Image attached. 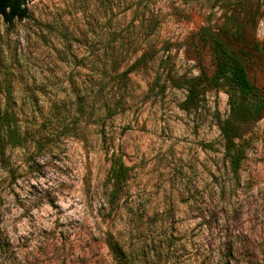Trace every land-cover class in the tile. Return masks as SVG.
<instances>
[{
	"label": "rangeland",
	"instance_id": "374dc122",
	"mask_svg": "<svg viewBox=\"0 0 264 264\" xmlns=\"http://www.w3.org/2000/svg\"><path fill=\"white\" fill-rule=\"evenodd\" d=\"M26 8L0 19V117L20 141L0 158V264H264V112L232 175L219 129L240 94L207 82L198 40L226 26L264 55V0ZM248 77L264 98V56ZM113 155L128 168L116 195Z\"/></svg>",
	"mask_w": 264,
	"mask_h": 264
},
{
	"label": "trees",
	"instance_id": "16d2710c",
	"mask_svg": "<svg viewBox=\"0 0 264 264\" xmlns=\"http://www.w3.org/2000/svg\"><path fill=\"white\" fill-rule=\"evenodd\" d=\"M28 1L30 0H0V19L6 25L26 19ZM225 27L222 26L215 32L202 30L198 34V40L208 48L215 65L214 73L207 82L214 85L227 82L240 94V102H231L229 117L219 129L223 142V159L230 173L236 175L245 158L241 141L248 133L249 125L258 121L260 114L264 112V98L257 92L248 77L250 66L260 61L264 55H261L257 46L246 42L244 35L229 32ZM150 59V55L142 54L124 74L133 72ZM0 129L2 131L0 158L2 159L7 148H14L20 144L18 125L12 112L5 111L4 116L0 117ZM109 176L112 183V195L122 192L126 186L128 168L121 159L114 158V155L110 159ZM107 246L114 258L122 263L123 254L117 246L112 242Z\"/></svg>",
	"mask_w": 264,
	"mask_h": 264
}]
</instances>
